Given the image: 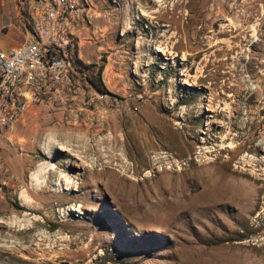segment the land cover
Here are the masks:
<instances>
[{
    "label": "rangeland",
    "instance_id": "1",
    "mask_svg": "<svg viewBox=\"0 0 264 264\" xmlns=\"http://www.w3.org/2000/svg\"><path fill=\"white\" fill-rule=\"evenodd\" d=\"M88 1L120 111L0 136V264H264V0Z\"/></svg>",
    "mask_w": 264,
    "mask_h": 264
},
{
    "label": "built area",
    "instance_id": "2",
    "mask_svg": "<svg viewBox=\"0 0 264 264\" xmlns=\"http://www.w3.org/2000/svg\"><path fill=\"white\" fill-rule=\"evenodd\" d=\"M88 5V0H35L29 10L32 36L10 50L0 47V136L31 106H71L84 98L90 71L79 65L77 31ZM100 99L105 104L94 115L102 124L120 107L107 94Z\"/></svg>",
    "mask_w": 264,
    "mask_h": 264
},
{
    "label": "crops",
    "instance_id": "3",
    "mask_svg": "<svg viewBox=\"0 0 264 264\" xmlns=\"http://www.w3.org/2000/svg\"><path fill=\"white\" fill-rule=\"evenodd\" d=\"M24 2L27 4L28 9L30 10V6L32 3L35 2V0H29V1L24 0ZM6 6H8V8H11L9 13L5 10ZM91 16H92L91 4L89 2V5L85 7L84 21L81 23V25H79V29L77 31V35L80 40L78 55H79L80 61L83 62V64L85 65L91 64L94 61V58L98 52L97 47L94 45L97 43L96 42L97 38L89 35L88 25L92 23ZM25 25H26L25 16H24V13H21L20 11H18L17 0H0V34H1L2 39L7 40L14 48L17 46H20L21 44L19 43L18 40L23 39V38H26V39L29 38V32L26 29ZM0 47L2 49L4 48L1 44H0ZM101 48L102 47H99V49ZM92 70L93 71H90L91 79L95 77V75L97 74L96 72L99 69L94 67V69ZM103 73L104 72L101 73V81L103 78ZM99 95L100 93L97 92L90 83L89 90L85 92V94L83 95L84 97L83 99L82 98L77 99L71 106L61 104L63 105V107L62 106L61 108L59 107L58 109L60 110L56 114L59 117L67 116V118L68 117L73 118L75 115H74V110L71 109L72 106L78 107L80 105H84V106L93 105V103L96 100H99ZM84 99H86L87 101L84 102L83 101ZM38 106L44 107V105H38ZM90 114L92 116L94 115L93 112H91Z\"/></svg>",
    "mask_w": 264,
    "mask_h": 264
},
{
    "label": "trees",
    "instance_id": "4",
    "mask_svg": "<svg viewBox=\"0 0 264 264\" xmlns=\"http://www.w3.org/2000/svg\"><path fill=\"white\" fill-rule=\"evenodd\" d=\"M79 65L82 68V70H89V71H93L92 69H94V66L92 65H85L83 64V62L79 61ZM94 73V72H93ZM97 74L95 75L94 78H90V83L91 85L94 87V89L99 92L100 94H107L108 92L106 91V89L103 87L102 85V81H101V73L102 70H98L96 72ZM16 208L22 211H27V209L23 206L17 205L16 204Z\"/></svg>",
    "mask_w": 264,
    "mask_h": 264
},
{
    "label": "bare ground",
    "instance_id": "5",
    "mask_svg": "<svg viewBox=\"0 0 264 264\" xmlns=\"http://www.w3.org/2000/svg\"><path fill=\"white\" fill-rule=\"evenodd\" d=\"M69 183H70V182H69ZM66 189L68 190V189H70V187L65 188V190H66Z\"/></svg>",
    "mask_w": 264,
    "mask_h": 264
}]
</instances>
